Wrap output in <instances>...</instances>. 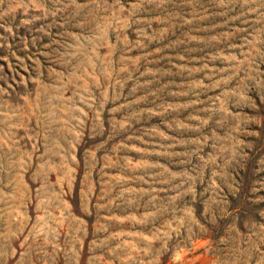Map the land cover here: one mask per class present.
<instances>
[{"label":"rangeland","instance_id":"obj_1","mask_svg":"<svg viewBox=\"0 0 264 264\" xmlns=\"http://www.w3.org/2000/svg\"><path fill=\"white\" fill-rule=\"evenodd\" d=\"M0 264H264V0H0Z\"/></svg>","mask_w":264,"mask_h":264}]
</instances>
